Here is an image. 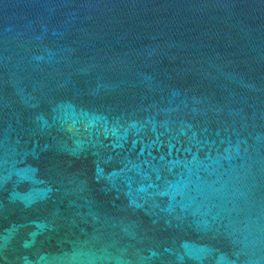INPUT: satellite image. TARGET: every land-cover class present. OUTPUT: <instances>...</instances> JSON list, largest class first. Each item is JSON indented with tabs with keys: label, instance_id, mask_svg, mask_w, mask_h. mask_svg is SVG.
<instances>
[{
	"label": "water",
	"instance_id": "1",
	"mask_svg": "<svg viewBox=\"0 0 264 264\" xmlns=\"http://www.w3.org/2000/svg\"><path fill=\"white\" fill-rule=\"evenodd\" d=\"M0 264H264V0H0Z\"/></svg>",
	"mask_w": 264,
	"mask_h": 264
}]
</instances>
